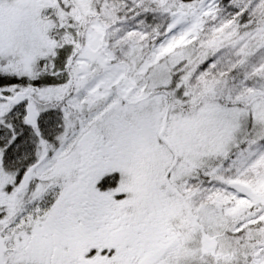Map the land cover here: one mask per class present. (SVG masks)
Returning <instances> with one entry per match:
<instances>
[{
    "label": "snow or ice",
    "instance_id": "snow-or-ice-1",
    "mask_svg": "<svg viewBox=\"0 0 264 264\" xmlns=\"http://www.w3.org/2000/svg\"><path fill=\"white\" fill-rule=\"evenodd\" d=\"M0 264H264V0H0Z\"/></svg>",
    "mask_w": 264,
    "mask_h": 264
}]
</instances>
